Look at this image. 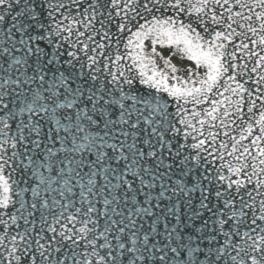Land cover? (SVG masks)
<instances>
[{"label": "snow or ice", "instance_id": "1", "mask_svg": "<svg viewBox=\"0 0 264 264\" xmlns=\"http://www.w3.org/2000/svg\"><path fill=\"white\" fill-rule=\"evenodd\" d=\"M0 264H264V0H0Z\"/></svg>", "mask_w": 264, "mask_h": 264}, {"label": "bare ground", "instance_id": "2", "mask_svg": "<svg viewBox=\"0 0 264 264\" xmlns=\"http://www.w3.org/2000/svg\"><path fill=\"white\" fill-rule=\"evenodd\" d=\"M175 62H176V61L174 60V63H175ZM137 86L140 87L143 91H147V89H146L145 86H143V85H137ZM15 178H16L17 180L20 179L19 175L15 176ZM27 196L30 197V193L27 194Z\"/></svg>", "mask_w": 264, "mask_h": 264}]
</instances>
